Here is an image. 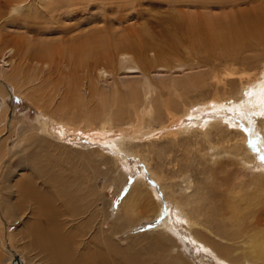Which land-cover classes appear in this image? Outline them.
<instances>
[{
    "label": "rangeland",
    "instance_id": "obj_1",
    "mask_svg": "<svg viewBox=\"0 0 264 264\" xmlns=\"http://www.w3.org/2000/svg\"><path fill=\"white\" fill-rule=\"evenodd\" d=\"M65 1L68 0H0V39L18 38L22 41L25 38L22 52L13 57L10 54L4 59L0 57V112H3L0 113V153L3 156L0 160V264H11L15 259L11 258L12 254H18L23 264H53L49 255L44 253L45 245H42V250L33 237L32 226L36 223L45 231L57 225L60 233L71 240L70 253L74 259L86 264H170L167 261L172 257L182 260L180 264H241L249 247L246 242L249 243V239H254L256 235V231L253 234L249 233L250 230L257 227V231H264V186L261 188L254 184L258 180L264 181V159L259 150L254 149L256 141L250 132L249 121L245 122V116H235L232 112L241 108L242 101L237 103L233 96L223 97L220 103L222 106L226 104V109L220 110H224V113L208 104H220L213 97H222L225 90L236 92L242 78L246 79L250 72L260 75L264 71V47L252 49L248 46L246 53L242 51V55L240 53L233 62V54L230 53L237 49L207 43L203 38L202 42L205 41L201 45L186 39L180 42L168 36L166 41H159L161 38L157 32L148 33L147 19L160 11H156L157 7L151 0H144L143 3L146 18H141L137 8L133 7L115 6L113 10L103 13L104 8L99 2H94L88 4L89 11H79L68 7ZM19 2L22 4L18 7L24 9L13 13L10 5ZM56 4L61 8L57 12V16L61 15L60 24L72 27V31L64 34L61 29H56L40 34L42 23L49 22L51 18H42L41 15ZM185 6L187 8L178 6L172 9L169 16L173 20L178 19L184 11L198 13V18L209 21L213 18L228 21L227 16H235L239 21L264 19V0H224L215 7L202 10H197L200 5ZM29 19H35L31 30H28L30 24L25 23ZM145 31L147 35L143 34ZM103 38L115 40V44L122 39H131L133 54L138 55L139 51L145 53L146 58L141 63L136 56L141 71L126 70L124 64L128 62L123 61L121 64L117 62L120 65L116 63L115 68H107V76L100 77L99 72H96V77L93 74L91 82L98 84L97 94L100 95L101 91L115 92V100L109 99L104 104L96 96H89L81 103L74 94L63 91L56 102L67 111L59 112L48 108L45 91L43 86L42 90L39 88L38 82L28 80L27 83L29 91L37 90L36 100L16 92L14 84L17 81L11 80L19 76L29 78L36 73L34 68L37 67L43 68L44 73L42 77L38 75L36 80L43 78L44 87L50 90L59 79V69L70 63L69 54L74 47ZM41 43L48 47L51 60H41L31 51ZM107 48L97 44L95 51L103 58L104 54L108 56L110 52ZM253 61L258 64H253ZM175 82L179 83L177 93L184 96L185 92L187 98L178 100V97H174L171 87ZM148 85L154 90L155 105H160L156 108H160L161 112L162 99L177 100L165 104L174 112L185 107L188 111L182 114L180 120L172 123L169 130L154 129L156 133L146 135L144 141H135L144 146L140 145L133 151L134 154H128L118 149V143L128 141L129 133L139 126L135 114L145 106ZM201 100L204 102L192 105ZM105 107L107 112H104ZM98 111L103 113L99 114ZM120 111L124 113L119 114ZM108 112L112 113V120L105 125V119L110 117ZM43 117L48 121L47 133H42L39 123ZM157 118H153L155 121L151 127L157 128L160 121H170L166 114L160 120ZM56 119L64 122L72 120L76 127L88 121L90 130H78L64 123V133L60 134L53 126ZM208 119L222 122L223 127L229 128L222 134L211 130L213 143L226 140V145H230L236 141L238 134H244L247 147L253 151V163L244 168L224 155L212 163L206 162L205 167V161L200 162L199 155L200 152L208 154L210 144L203 139L204 136H188L181 132L179 139L173 141L172 137L163 136L161 132H175L181 127H190ZM151 127L145 128V131L151 130ZM150 141L152 144H149ZM180 173L189 178L192 190L194 187L196 190L201 188L207 199L210 218L200 219L205 229L203 226L188 229L186 222H182L176 213L174 198L186 185L178 178ZM23 186L25 193L21 191ZM29 189L47 197L48 201L38 203L37 198L30 195ZM153 193L160 202L153 197ZM140 195L145 198L138 197ZM158 202L163 209L157 216ZM233 202L237 203L236 208L240 211L238 221L231 219V215H222L234 206ZM122 204L124 208L118 215ZM50 210L51 213H48ZM40 212H44V215H40ZM165 219L172 223L169 227L171 231L166 230L172 237H168L159 227ZM48 220L51 221L50 225ZM242 220H246L245 223ZM238 226L251 236L245 234L239 239L241 241H230L231 244L221 241L226 236L232 237ZM196 230L200 233L198 235L216 244L217 248L221 245L231 246L233 251L226 255L228 259H218L215 253L203 251V243L191 233ZM177 247L180 250L176 251Z\"/></svg>",
    "mask_w": 264,
    "mask_h": 264
},
{
    "label": "bare ground",
    "instance_id": "obj_2",
    "mask_svg": "<svg viewBox=\"0 0 264 264\" xmlns=\"http://www.w3.org/2000/svg\"><path fill=\"white\" fill-rule=\"evenodd\" d=\"M151 1H153V5L157 7L156 11H159V10L160 11L157 13V15H153L151 19H147L148 20L146 22V24L148 25V29H147L148 31L147 32L148 33H150V31L151 32H157L161 38V39H159V41H161V40L166 41V37L168 36V37L175 39L177 41H180V42L183 39L184 40L186 39L187 41L198 42V44L201 45V44H204V41L206 40L207 43H215V44H220V46L223 45V47H231V48L237 49L235 51H231V53H230V54H233L232 55V61L233 62H235V58L238 57L242 51H245V49L248 48V46H249V48H252V49L264 47V19H262L260 21H251L250 19L249 20L242 19L243 21H239L240 19H237L235 16L230 17V18L227 16L228 21H225L224 19H218V18H213L209 21V20H201L202 18L201 19L198 18L197 16H200V14H198V13L194 14V13H187L184 11H182L181 18L173 20L172 17L169 16L170 11L172 9L178 7V6H184V8H187L185 5H191V6L200 5V7L197 10H202L204 8H207V7H213V6L215 7V5L221 4L224 0H151ZM94 2H99V5L104 8L103 13H107L112 8L114 9L115 6H117V8L118 7H124V8H128V9H129V7H133V8H137L136 11L140 15L141 18H146V12L142 8L144 6L143 3H145L144 0H87V2L82 1V0H68V1H65L64 3H67L68 7H72L75 10L80 11V9H84L85 11H89L87 8L90 5H88V4H91ZM20 4H22V2L15 3V4L12 3V5H10L11 11L13 13L15 11H19V12L22 11L24 9V7H22V6L18 7ZM94 7H96V6H94ZM158 7L161 9H159ZM167 7H168V9H166ZM60 9H61L60 6H58V4H56V6L51 7L50 10H48L44 15H41L42 18L43 17L44 18L51 17V18H50L49 22H43L42 23L43 28L40 30V34H45L46 32H53L56 29H61V31L64 32V34H67L69 31H72V27L67 26L65 24H60L61 15L57 16V12ZM102 16H104V15H102ZM141 18H140V20H141ZM25 23L30 24V27H28V30H31L32 27L35 25V19H29ZM202 26H204V28ZM66 27H68V28H66ZM200 27H202L203 29H201ZM157 29H160V30L156 31ZM147 32L145 31L143 34L147 35ZM28 34H29V32H28ZM202 38L205 39V40H203V42H202ZM109 40H110L109 38L108 39L103 38L100 41L89 40L83 45H77L76 47H74L70 51V54H69L70 55V63L59 69V71H58V78L59 79L56 81L57 82L56 84L54 82V86H52L53 88H50V90L49 89L46 90V88L44 87L45 83L43 82V80H44L43 78L40 80H36L38 75L41 76V74L44 73L43 68L37 67V68H34V71H36V73L29 76V78L19 76L18 78L11 80V81H17V83L15 82V84H14L16 92L18 94H21V95L27 94L28 97H30L31 99L36 100L35 95L37 93V90H36V92L29 91L27 83H28V80L34 81L35 83L38 82L37 85L39 86V88H41L43 86L42 88L45 91L44 98H45V103L48 105V108H50L51 110H57L59 112H62V111L66 112L67 111L62 104H57V102H56L57 97L63 91H66L67 94L68 93L74 94L73 96H76L78 98V101L81 103L83 101H85L89 96H96L97 100H99V102L103 101L104 104H106V102L109 99L115 100L114 99L115 92L114 93H103V91H101L100 95L97 94L96 90L99 89L98 84L97 83L95 84V82L94 83L91 82L93 74L95 73L94 76L96 77V72H99L98 74H100V77H103V75L107 76L108 75L107 68L110 69V67H114L117 62L121 64V63H123V61H126L129 63V64L127 63L128 65L124 64L125 69L127 68V69L133 70V71L134 70L136 71V69H137V70L141 71V68L138 65V61L140 60L141 63L145 62L146 58H145V53L143 54L142 52H139V51L137 52L138 55L133 54L134 49L132 47H134V46L131 45V41H132L131 39L130 40H123L122 39V40H119L116 44L114 42L115 40L114 41H109ZM135 42L137 43V41H135ZM132 43H134V42H132ZM136 43H134V44H136ZM23 44H25V38L22 39V41L18 38H15L13 40H9L7 38L0 39V57H1V59H4L7 54H10V56L12 55V57H13L14 55L22 52L23 51ZM97 44L108 46L107 49L110 50V52H108V56H105V54H104L103 58H102L101 56L98 55V53L95 51L97 48ZM137 44H140V42ZM128 46H131V47H128ZM141 47L143 48V45ZM248 49H246V50H248ZM31 51L35 52L36 56L38 58H40L41 60H45V61L51 60L52 55L49 52L48 47L42 43L36 48V50H31ZM245 53H246V51H245ZM241 55H242V53H241ZM10 56H9V58H10ZM136 56L139 58V60L136 58ZM105 57H108V59H104ZM243 61H246V60H243ZM118 63H117V65H120ZM255 63L258 64L257 62H254L253 64H255ZM239 65H241V64H239ZM19 70H21V69L19 68ZM19 70H18V73H20ZM261 71H262V69H261ZM256 73L258 74V72H256ZM256 73L251 74V72H250V75L248 77L245 76V77H247L246 79L242 78L240 87H238L236 92H232L231 89L229 91L225 90V92H224L225 94L222 95V97H220L221 95H217V96H214L213 99L215 101H218V103H220L221 100L223 99V97L225 99L228 96H230L228 98H231V96H233V97H235L237 103L242 101L240 104L241 108L239 109V107L237 106L238 110L237 111L232 110V112L235 113V116L236 115L242 116V117L245 116V117H243V118H246V120L244 119L245 122L249 121L248 126L251 130L250 132L253 134L252 136L255 137V141H256V144L254 145V147H255L254 149H258L259 152L261 153V156L264 159V71L262 73H260V71H259L260 75L258 74L257 76H256ZM242 75H244V73ZM247 75H248V73H247ZM62 77H64V78H62ZM95 80H97V79H95ZM91 83H93V85ZM229 83H230V81H229ZM190 84L194 85L193 82ZM177 85H179V83L175 82V83H173V86L171 87L174 90V97H178V100L187 98V96L185 97V92H183L184 96H183V94L177 93V92H179V91H177ZM33 86H34V84H33ZM226 86H227V84L225 85V87ZM42 88H41V90H42ZM184 88H185V86H184ZM194 88H195V85H194ZM145 93H146V98L144 99L145 106L142 108L140 113L135 114L136 115L135 119L138 122L139 126L137 128H133V131H131L129 133V136H127L128 141H122L121 143H118V145H119L118 149L124 150L128 154H132L134 150H136L140 147V145H143V144H136L135 141H137V140L138 141H144L143 139H145L146 135H151V134L153 135V133H156V131L154 129L166 128L167 130H169L171 128V124L180 120L182 118V114L186 113L188 111L187 107H185L183 110H175V112H174L170 107H168L169 106L168 104L165 107V104L167 102H171V101L177 102V100H170L169 99V100L164 101L162 99V101H161L158 99V101H161V103H160L161 104V110H163L161 112L160 108H156L157 105H155V102H157V100L154 101V97H153L154 96V90L152 89L151 85L150 86L148 85V88H147ZM198 102H204V101H202V100L197 101V102L193 103L192 105L197 104ZM212 103L208 104V105H210L211 107H217L219 110L220 109H226V107H225L226 104H224L222 106L221 103L220 104H217V102H214L215 104H212ZM235 105H237V104H235ZM158 106H160V105H158ZM52 112H54V111H52ZM104 112H107L106 107L104 108ZM220 112L224 113L225 111L220 110ZM0 113H3V112L1 111ZM100 113H103V112L100 111L99 114ZM122 113H124V112L120 111L119 114H122ZM164 114H166V116L170 119V121L167 123H165V121L164 122L160 121L159 122L160 124L158 125L157 128L151 127L152 122L155 121L153 118L157 116L158 117L157 119L160 120L161 116ZM107 115H109L110 117L107 116L108 120L105 119L106 120V122L104 123L105 125H106V123H108L109 120L110 121L112 120L111 119L112 113L108 112ZM72 118L75 121L74 116H72ZM202 122L203 121L201 120L198 123L192 124L190 127H181V129H179L178 131H175V132L170 131V132L165 133L163 130L161 132L163 133V136L172 137L171 139L173 141H177L179 139L181 132H182V134L188 135V136L189 135H191V136H204L203 139L208 140V143L210 144L209 149H208L209 151L206 149L209 156L207 153H204V152H200V155H199L200 160H201L200 162L205 161V162H203L204 164H206V162L212 163V162L216 161L217 158H220L221 156H224V155L227 156L228 158L231 157V159H233V161L236 160L240 165L242 164V166H244V168L246 165L253 163L252 162L253 158H254L253 151H252V149L247 147V143H246L247 139L245 138L244 134H242V133L238 134L237 137L235 138L236 141H234L230 145L227 144L228 146L226 145V140H222V141L213 143L211 141L212 139H210L211 138L210 131L215 130L216 133L222 134V131H226V129L228 127L225 128L221 124L222 122L221 123L213 122L211 119H208L207 121H204L203 123ZM0 123H1V121H0ZM39 123L41 125L42 133L46 132V130L49 127L48 121H46V119L43 117V121L39 122ZM64 123L67 126H73V127H75V129H78V130H81L80 128H86V131L90 130V128H88L89 127L88 121L85 123H81V124H83V126L77 125L78 127H76V125L74 124V122L72 120L71 121L69 120L68 122H64L63 120H59V119L53 120V126L56 129V131L60 132V134L64 133ZM245 124L247 125V123H245ZM142 125L146 126L145 128L151 127L152 129L151 130L149 129L150 131L149 130L145 131V128ZM230 126H231V124L229 125V127ZM248 126H247V129H249ZM46 135H48V134H46ZM213 137H216V136L214 135ZM149 144H152V142L150 141ZM227 147H229V148H227ZM2 158H3V156L0 153V160ZM199 164L201 165V163H199ZM205 167H207V164ZM155 173H157V171ZM180 175H181V173H180ZM178 176H179V174H178ZM172 178H175V177H172ZM178 178L182 179V183L186 184L183 188H180L179 196L177 197V195H176L175 198L173 197L175 200V205H176L175 207L177 209L176 213H177L178 217H181L182 222H186L188 229H190V230H192L194 227H197V226H201V227L203 226V228L205 229L204 223H201L200 219L202 217H204L206 220H208L207 217L210 218V215L207 212L208 211V206L206 204L207 199L205 198L204 194L201 192V188L198 187L199 189L197 188L198 190H196V188L194 187L192 190V186H190V185H192V183L188 181L189 180L188 177H184V175H181ZM262 180H258L256 183H254L255 186L257 184V185H259V187L262 186L261 188H263V186H264L263 182L264 181H262ZM24 187L25 186H23V188H21V191H23L25 193ZM168 189L171 190L172 188L168 187ZM202 190H204V189H202ZM29 192H30V195H32L34 198H37L38 203L44 204L48 201L47 197L39 196L37 193L34 192V190L32 191L29 189ZM132 192L134 193L135 191L132 190ZM173 193H176V191H173ZM152 195H153V197L155 196L154 193ZM138 197H140V198L142 197V199H143L144 196L140 195ZM159 199H160V197H159ZM156 200H157V197H156ZM157 201H159V200H157ZM236 201H239V200H236ZM159 202H158V204H159L158 205V211L156 212L157 216L162 213V209H163L162 204ZM150 204H151V201H150ZM123 205L124 204H122V206H120V210H119L118 215H120L121 211L123 210V208H124ZM236 205H237V203H234V206H231L230 208H228L227 212L226 211L223 212L222 215L227 214L226 215L227 217H228V215H231V219L238 221L239 220L238 214L240 211L236 208ZM155 207H156V205H155ZM221 211H223V208ZM48 213H51V210L48 211ZM41 214L44 215V212H40V215ZM136 214H137V212H136ZM134 217H135V215H134ZM48 221H49L48 224L50 225L51 221L50 220H48ZM245 221L246 220H242V223H245ZM170 224H172V223L169 221V219H167V220L165 219V221L159 226V227H162V229H163L162 231H164L166 234H168V237L169 236L172 237L168 232H166V230L171 231V229L169 228ZM54 225L49 227L48 231L43 230L42 227H40V225H38L37 223L32 226L33 237H34L37 245L39 246V248H41L43 250V246L45 245L46 250L44 253L49 255L50 259H52L51 261L53 264H86L85 262L83 263V262H80V261L74 259V257L70 253L71 252V246H72V245H70L71 240L66 239V236L61 234L60 231L56 228L57 225H56V227ZM185 227H186V225H185ZM256 229H257V227L255 229L250 230V232H249V233L253 232V234H254V231H256V235H255L254 239L253 238L249 239V243L246 242V244H249V247L245 250L244 259H243L241 264H264V231H257L258 229L257 230ZM191 233H192L194 238L198 239V241H201L203 243V245H204V247L202 248L203 251L206 250L208 252L215 253L216 254L215 256H217L218 259L223 258L224 260H227L228 258L226 257V255H229V252L233 251V248L231 246H228V245L225 246L224 244H223L224 246L221 245L220 248H217L218 246L216 244L215 245L217 247L213 243H211L210 241L204 240L201 235H198L200 233L197 232V230L191 231ZM249 233H246V230L244 228H241V227L239 228V226H238V228L236 229V231L234 232V235L232 237L226 236L225 237L226 239L223 238L221 241H224L226 243L231 244L230 241H237L240 238H242L243 236L245 237V234L248 235ZM103 234H104V232H103ZM237 236H238V238H237ZM249 236H251V235L249 234ZM75 237H77V236H75ZM191 238H192V236H191ZM169 239H171V238H169ZM246 240H247V238H246ZM239 241H241V240H239ZM171 242H173V239L171 240ZM81 243H83V242H81ZM175 249H176V251L180 250L179 247H177ZM13 255L14 254L11 255L12 259L17 258V259H19V264H23V262L21 261V258L19 257L18 254H16L15 256H13ZM172 258H170L171 262H170V259L167 262H169L170 264H180L182 262V260H180V259H175V258L172 259ZM14 260L11 262V264H13ZM87 263H88V260H87Z\"/></svg>",
    "mask_w": 264,
    "mask_h": 264
},
{
    "label": "water",
    "instance_id": "obj_3",
    "mask_svg": "<svg viewBox=\"0 0 264 264\" xmlns=\"http://www.w3.org/2000/svg\"><path fill=\"white\" fill-rule=\"evenodd\" d=\"M13 264H19V259L16 258V259L14 260Z\"/></svg>",
    "mask_w": 264,
    "mask_h": 264
}]
</instances>
